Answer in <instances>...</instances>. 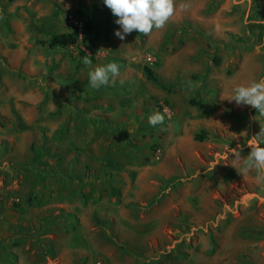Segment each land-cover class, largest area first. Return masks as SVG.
I'll use <instances>...</instances> for the list:
<instances>
[{"label":"rangeland","instance_id":"1","mask_svg":"<svg viewBox=\"0 0 264 264\" xmlns=\"http://www.w3.org/2000/svg\"><path fill=\"white\" fill-rule=\"evenodd\" d=\"M175 6L121 41L103 0H0V264H264V185L225 155L264 128L230 101L264 78V0Z\"/></svg>","mask_w":264,"mask_h":264},{"label":"clouds","instance_id":"2","mask_svg":"<svg viewBox=\"0 0 264 264\" xmlns=\"http://www.w3.org/2000/svg\"><path fill=\"white\" fill-rule=\"evenodd\" d=\"M103 4L116 18L114 23L118 25V30L114 32V35L121 41L133 31L148 36L153 29H163L175 14L176 8L175 0H103ZM190 6V4L182 3L180 8L187 10ZM83 63L91 65L92 61L88 55L83 59ZM119 74L120 65L116 62L97 66L89 72V86L99 90L101 87L109 86L110 83H115V78ZM230 101H234L237 106H250L260 116H264V78L258 82H252L249 86L236 87ZM164 119V114L157 111L149 116L148 124L156 127L163 124ZM261 144H264V128H261L257 135L247 139V145L251 150L246 157L241 158L239 145L237 149H227L225 155L230 152L237 163L243 162L240 175H246L255 170L256 183L264 185V147H261Z\"/></svg>","mask_w":264,"mask_h":264},{"label":"trees","instance_id":"3","mask_svg":"<svg viewBox=\"0 0 264 264\" xmlns=\"http://www.w3.org/2000/svg\"><path fill=\"white\" fill-rule=\"evenodd\" d=\"M87 32H94L93 26L89 22H87L83 27H82V32L79 33L77 28H72L68 32H62V33H56L50 35V37L43 43L48 49H54V48H65L69 46H74L76 45L79 40L81 42L85 43L84 39V34ZM108 32L105 33L107 35ZM87 50H90L92 53L94 52V49L90 46H86ZM84 54V53H83ZM144 73L146 74V77L152 81L155 82V79L152 76V73L150 69L144 68ZM39 155V153H38ZM83 197V196H81Z\"/></svg>","mask_w":264,"mask_h":264}]
</instances>
